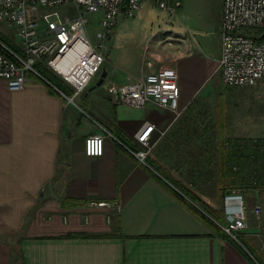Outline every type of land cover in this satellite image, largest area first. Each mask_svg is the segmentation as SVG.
<instances>
[{"label": "crops", "instance_id": "0c3cea01", "mask_svg": "<svg viewBox=\"0 0 264 264\" xmlns=\"http://www.w3.org/2000/svg\"><path fill=\"white\" fill-rule=\"evenodd\" d=\"M180 1L173 15L157 0H144L134 17L120 14L102 71L74 103L45 77L30 75L17 88L0 79V264H264V192H240L247 228L238 241L215 231L173 193L170 181L196 193L206 184L200 178L214 179L217 187L208 188L220 200L208 203L225 217L214 174L196 165L201 171L183 178L170 163L183 152L180 119L154 102L142 109L114 104L109 93L172 68L181 113L203 96L221 58L223 0ZM151 125L153 151L168 150V166L159 163L168 180L151 166L156 156L145 166L131 152ZM97 134L105 136L104 155L87 157L85 140ZM194 147V156L203 153ZM90 200L114 207L90 208Z\"/></svg>", "mask_w": 264, "mask_h": 264}, {"label": "built area", "instance_id": "2783aa9c", "mask_svg": "<svg viewBox=\"0 0 264 264\" xmlns=\"http://www.w3.org/2000/svg\"><path fill=\"white\" fill-rule=\"evenodd\" d=\"M144 0H0V31L14 42L16 49L0 39V79L12 88L24 85L30 75L43 77L39 66L61 78L73 90L71 96L62 93L69 103L83 94L106 62V42L112 36L119 15L134 16ZM158 8L175 14L180 0H157ZM173 4V5H172ZM70 5L78 13L66 15L62 7ZM101 16L97 33L98 46L89 38V15ZM264 0H223L222 53L218 71L224 88L253 87L264 82ZM114 104L136 109L148 103L167 108L176 119L180 117L178 74L163 68L136 79L123 87L109 89ZM149 126L137 135L138 151L132 150L137 160L148 166L153 151ZM145 131V132H144ZM144 132V133H143ZM164 133H162V136ZM105 136L92 135L85 140V154L90 158L104 155ZM240 190L224 197L225 224L220 228L238 241L247 228V209ZM90 208L114 207L109 202L90 200ZM121 212V206L115 205ZM262 212L257 206V217Z\"/></svg>", "mask_w": 264, "mask_h": 264}, {"label": "rangeland", "instance_id": "374dc122", "mask_svg": "<svg viewBox=\"0 0 264 264\" xmlns=\"http://www.w3.org/2000/svg\"><path fill=\"white\" fill-rule=\"evenodd\" d=\"M61 12L66 15H75L78 13L77 9L70 8V5L62 7ZM121 15L123 14L121 13ZM100 17L97 14L89 15L88 34L94 46H98L99 44L97 33L101 30L98 24ZM121 19L122 16L119 18V21ZM1 28L5 31L0 25ZM149 35L151 36V34ZM137 43L138 39L135 41V44ZM113 52L115 53L116 50L113 49ZM148 55L149 53L143 51L141 59L143 63L146 62ZM38 69L40 70L41 68ZM219 75L220 73L218 71L217 75H213L210 78L202 93L203 96L197 98L190 105L189 110L184 114L181 113L179 117L185 147L183 146L182 149H179V151L183 152L180 153V157L178 156V161H182L183 163L181 164L178 161L175 163L170 162L177 166V174L180 173L183 176L186 174L191 178L193 173L196 172V165H202L205 171H210V175L212 176L214 174L213 177L217 179V140L221 128L224 129L226 138L242 135L245 138L241 139H264V82H260L253 87L229 89L224 88ZM195 145H198L199 148L204 150L203 155L201 153L197 156L193 155L195 154L196 148L194 147V153L192 148ZM213 152L214 158L212 157ZM151 154L152 156H150L148 161H153L151 157L156 156L157 159L154 158V160H157L156 164L160 165L159 163H161L168 166V150H154ZM161 166L165 168V166ZM198 171L200 172L201 169H198ZM200 179L201 182L199 185L203 182L206 184H203V188H197L195 190L196 194L204 202H215L218 204L220 200L218 195L208 188L214 187V182L216 183V181L208 178ZM208 180L209 182H207ZM189 183L190 179H188ZM17 250L18 248L15 246L14 254L18 256L19 253ZM14 263L20 264V262Z\"/></svg>", "mask_w": 264, "mask_h": 264}, {"label": "trees", "instance_id": "16d2710c", "mask_svg": "<svg viewBox=\"0 0 264 264\" xmlns=\"http://www.w3.org/2000/svg\"><path fill=\"white\" fill-rule=\"evenodd\" d=\"M0 39L8 47L16 49L12 39L5 36L2 32H0ZM263 40L264 38L258 39L260 42ZM39 68H41L39 71L42 76L49 80L56 88L67 96L72 95L69 86L63 80L47 69L41 66ZM222 129L219 131L217 140V178L221 205H223V198L228 191L259 190L264 192V139L226 138L224 135L225 131ZM151 166L168 180L167 168L156 164ZM170 182L176 188V190L173 189L176 197L188 205L215 231L226 235L218 225V223H225L222 209H215L212 204L202 201L192 189L185 186L181 181L174 180Z\"/></svg>", "mask_w": 264, "mask_h": 264}, {"label": "water", "instance_id": "95a60500", "mask_svg": "<svg viewBox=\"0 0 264 264\" xmlns=\"http://www.w3.org/2000/svg\"><path fill=\"white\" fill-rule=\"evenodd\" d=\"M262 37L264 38V34L262 35ZM106 78H107V71L104 70V71L102 72L101 76H100V81H99V83H98V86H102V85L104 84ZM110 86H112V85H109L108 88H110ZM230 193H231V191H228V192H227V194H230Z\"/></svg>", "mask_w": 264, "mask_h": 264}]
</instances>
